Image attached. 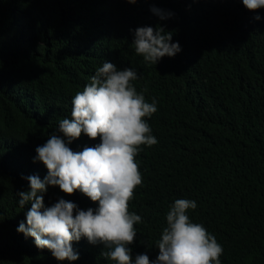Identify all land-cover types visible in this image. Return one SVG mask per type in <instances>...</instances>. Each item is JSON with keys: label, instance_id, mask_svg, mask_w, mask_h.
Returning <instances> with one entry per match:
<instances>
[{"label": "trees", "instance_id": "16d2710c", "mask_svg": "<svg viewBox=\"0 0 264 264\" xmlns=\"http://www.w3.org/2000/svg\"><path fill=\"white\" fill-rule=\"evenodd\" d=\"M57 1L0 0V264H50L9 225L22 191L2 164L20 146H42L52 134L64 138L60 121L103 59L137 72V93L157 106L145 118L157 143L142 145L136 157L143 182L129 204L141 217L129 246L132 264L141 254L156 260L177 199L196 202L187 214L215 236L221 264H264V9L250 12L242 0H121L107 13L106 0H72L68 12ZM111 17L114 27L104 22ZM100 24L112 30L109 41L96 34ZM157 26L173 34L181 51L153 64L132 44L137 28ZM57 45L58 55H49ZM99 143L82 134L70 147ZM43 198L45 207L63 199L58 186ZM106 251L92 244L81 264H115Z\"/></svg>", "mask_w": 264, "mask_h": 264}, {"label": "clouds", "instance_id": "9594fccd", "mask_svg": "<svg viewBox=\"0 0 264 264\" xmlns=\"http://www.w3.org/2000/svg\"><path fill=\"white\" fill-rule=\"evenodd\" d=\"M148 1L151 0H144L143 4ZM71 2L56 3H65L69 12ZM120 2L106 0L102 6L110 13ZM125 2L135 4L138 0ZM242 3L250 12L264 9V0H242ZM152 11L165 18L161 10ZM67 15L62 12L59 18L68 31L71 22ZM115 20L116 17H111L104 22L114 27ZM111 33L112 30H102L101 24L96 31L106 41ZM172 35L159 26L141 27L135 30L132 45L145 62L157 64L165 56L174 57L181 51L178 42H171ZM59 45L49 55L57 56ZM102 63L90 83L75 94L71 112L68 107L64 113L66 118L60 121L58 129L64 138L52 134L42 146L23 145L27 152L20 146L2 164L14 175L16 189L22 191L20 205L8 215L9 225L26 236L27 242L50 264L56 260L81 264L92 244L107 248L102 255L115 264H132L129 246L135 241L134 226L141 222V217L129 211V204L143 182L136 157L142 145L151 147L157 143L145 119L156 113L157 106L155 99L149 103L144 95L137 93L132 84L138 79L137 72L131 68L118 70L110 62H104L103 66ZM82 134L90 140L99 138L100 143L73 151L70 144ZM28 181L30 191L26 192ZM49 186H58L63 199L45 207L43 194ZM91 202L97 203L98 208H89ZM28 203L31 208L26 213L22 208ZM196 208L194 200H175L157 242L156 260L150 261L141 254L135 264H221L223 248L215 236L202 224L192 222L187 214ZM72 245H80L83 250L76 253Z\"/></svg>", "mask_w": 264, "mask_h": 264}, {"label": "bare ground", "instance_id": "6f19581e", "mask_svg": "<svg viewBox=\"0 0 264 264\" xmlns=\"http://www.w3.org/2000/svg\"><path fill=\"white\" fill-rule=\"evenodd\" d=\"M39 31V30H38ZM22 149H23V151L24 152H27V149H24V147H22ZM31 157V156H30ZM17 165H18V163H17ZM20 172V171H19Z\"/></svg>", "mask_w": 264, "mask_h": 264}]
</instances>
